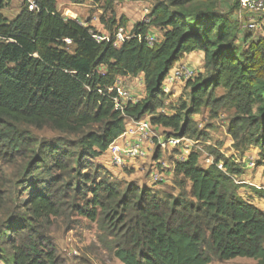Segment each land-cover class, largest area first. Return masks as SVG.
I'll return each instance as SVG.
<instances>
[{"label": "trees", "instance_id": "16d2710c", "mask_svg": "<svg viewBox=\"0 0 264 264\" xmlns=\"http://www.w3.org/2000/svg\"><path fill=\"white\" fill-rule=\"evenodd\" d=\"M104 1L113 7L124 0ZM11 2L0 0V160L10 164L29 158L30 188L0 224V260L65 264L49 233L52 218L68 224L84 218L96 224L99 243L123 264H209L236 258L264 264V211L241 195L248 184L237 179L245 168L234 158L211 150L223 169L217 164L204 168L198 152L175 161L180 187L191 186L189 196L169 199L131 183L122 188L112 170L97 162L125 132L127 117L149 116L157 128L201 139L193 115L203 108L212 118L232 110L228 131L234 147L258 148L264 162V34L242 30L237 18L199 7L196 0H153L150 21L136 22L131 36L115 47L116 28L127 27L125 16L99 18L110 38L98 41L100 32L91 18L87 25L65 19L58 0H35L33 11L23 1L10 20L2 10ZM150 26L164 32L153 47L146 41ZM194 51L204 53L205 63L204 72L186 82L191 106L160 113L167 97L165 78ZM140 75L145 96L115 109L117 79ZM218 89L224 92L216 95ZM27 127L48 128L64 137L38 140ZM3 174L0 167L1 185ZM249 188L264 199V189Z\"/></svg>", "mask_w": 264, "mask_h": 264}, {"label": "rangeland", "instance_id": "374dc122", "mask_svg": "<svg viewBox=\"0 0 264 264\" xmlns=\"http://www.w3.org/2000/svg\"><path fill=\"white\" fill-rule=\"evenodd\" d=\"M23 1L14 0L9 10L18 9L20 3L21 6L23 5ZM133 2L131 0L115 1L113 7H106L104 0H58L57 4L64 16L76 17L82 21L97 17L98 21L93 20L92 22L99 23V18L105 17L108 19L113 14L118 16L123 14L128 20L138 21L141 18L140 10H142L144 15H142L143 21L147 18L144 12L145 8H150L153 0H140L138 3ZM196 4L202 8L211 6L216 12L236 20V14L240 9L241 0H196ZM238 44L242 45L241 38ZM189 67L196 70L197 74H199L197 67ZM172 73L173 70L170 71V74ZM123 87V89H129L125 84ZM132 92L136 97L141 98L142 90ZM223 92V89H218L216 95H220ZM184 103L191 106V89L187 87L185 81L182 83L175 82L173 91L167 95L164 103L166 113L172 114L175 111L180 112ZM232 113V110H223L218 117L212 118L210 116V110L203 108L200 113L193 115L198 130L203 133V137L197 139L199 141L197 150L202 155L205 152L212 154L211 150L216 149L224 156L234 158L237 163H241L245 168V173L237 181L248 183L246 187L241 188V195L249 201L258 203V198L249 191V186H264V162L260 159V150L258 148L251 147L246 151H239L234 147V140L228 131ZM26 130L38 140L55 141L59 137H64L58 131L48 128L39 130L33 127H27ZM155 132L158 135L175 136L174 131L171 129L164 130L163 128H158ZM154 150L156 152V148ZM166 153L163 154L167 161L174 164V161L170 157L173 152L166 151ZM106 155L107 153L97 162L112 170L114 182L122 188L125 186V183H131L137 187L151 190L162 199H169V196H189L190 182H187L184 188L180 187V177L175 174L171 180L170 177H167V183L159 182L154 184L151 181L150 165L153 160L150 156L145 161H132L126 168H112L106 164ZM28 163L29 158H18L10 164H4L0 160V167L4 171L3 183L2 185L0 184V224L7 219L15 207L21 205L27 198V193L30 188L27 186L29 180V175H27ZM117 169L119 173H117ZM52 220L53 225L49 233L57 244L59 255L65 264H123L111 251L105 249L99 243V233L95 223L84 218H78L69 224L64 221V218H52ZM0 264L4 263L0 260ZM209 264H256V261L248 258H236L229 261L215 259Z\"/></svg>", "mask_w": 264, "mask_h": 264}, {"label": "built area", "instance_id": "2783aa9c", "mask_svg": "<svg viewBox=\"0 0 264 264\" xmlns=\"http://www.w3.org/2000/svg\"><path fill=\"white\" fill-rule=\"evenodd\" d=\"M27 1L29 10L33 11L36 9L35 0H24ZM151 8H145V14L147 16L143 22L148 23L150 18L148 17ZM77 19V18H76ZM81 24L87 25L86 21L77 19ZM98 21L97 17L91 18L92 21ZM237 21L242 30H249L264 34V0H241L240 9L237 13ZM93 26V25H92ZM131 36V30L126 26H118L114 33L115 47H120L122 43ZM110 38V34L107 36L102 33L96 34L95 39L101 41L103 39ZM147 44L150 47L156 45L159 40L156 36L146 35ZM67 44H71L70 39H65ZM173 73L168 74L165 78L162 89L169 95L173 91V85L175 82H187L197 76L196 70L190 68L185 64H176L172 69ZM123 77V78H121ZM125 76H120L115 84V87L119 90L118 96L113 98L115 109L124 110L125 106L129 103H137L140 98L132 94V89H123V79ZM136 84L145 86L143 77H133ZM160 113L166 114V108L159 109ZM155 127L149 118V116L141 119H133L127 117L125 132L116 139L106 151V164L109 167L114 168H126L132 161H145L148 156L153 160L150 172V179L154 184L159 182L167 183L168 178L165 176L166 166L159 160H154L153 151L154 148H160L164 151H171L178 155L180 161L186 160L191 152H198L197 147L199 141L197 139H191L185 136H164L158 135ZM157 145V146H156ZM156 146V147H155ZM199 153V152H198ZM200 163L204 168H208L213 164L223 169V163H215V158L210 153H204L200 155ZM239 183H244L237 181ZM264 189V186L259 187Z\"/></svg>", "mask_w": 264, "mask_h": 264}, {"label": "crops", "instance_id": "0c3cea01", "mask_svg": "<svg viewBox=\"0 0 264 264\" xmlns=\"http://www.w3.org/2000/svg\"><path fill=\"white\" fill-rule=\"evenodd\" d=\"M13 2H14V0H12V2L10 3V5H8L5 9H3L2 10V13L8 18V19H10V20H12V19H14L19 13H20V10H21V3H20V5H19V8L18 9H10L9 10V8H11V6L13 5ZM138 3V2H140V0L139 1H134L133 3ZM57 7H58V5H57ZM145 7V6H144ZM58 10L60 11V8L58 7ZM141 12V18H139V20L137 21V20H131V19H129L128 20V22H127V28L128 29H132L133 28V26H134V24L136 23V22H139V21H142V17L144 16L143 15V13H142V10H140ZM61 12V11H60ZM62 14V13H61ZM133 15H135V13H133ZM143 15V16H142ZM62 16L65 18V19H76V17H66V16H64L63 14H62ZM123 16V14L122 15H116V18L117 19H119V18H121ZM236 16H237V14H236ZM128 19V18H127ZM100 23V22H99ZM94 23V22H92V25L95 27V29L98 31V32H100V33H102L103 35H105V36H107L108 34H109V32H108V30H106L105 28H104V26H103V24L102 23ZM147 34H149V35H153V36H156L157 38H158V40H159V42H161L162 40H163V38H164V32L160 29V28H157V27H155V26H150V28H149V30H148V33ZM185 64V65H189V66H191V67H193V68H198V73H202V72H204V63H205V58H204V53L202 52V51H194V52H192V53H190V54H186L185 55V57H183L182 59H181V61H179L178 62V64ZM140 77H143V75H140ZM121 78H123V77H121ZM143 79H144V77H143ZM124 84H125V86H127L128 88H130V89H132L133 91H141L142 90V93H141V95H140V97L141 98H143L144 96H145V86H141V85H139V84H136V82H135V80H134V78L133 77H131V76H125V78L123 79V85L122 86H124ZM124 88V87H123ZM143 96V97H142ZM140 98V99H141ZM171 112H173V111H171ZM174 113V112H173ZM172 113V114H173ZM166 114H168V115H171L170 113H166ZM159 152V154H160V152H161V154H160V157H158V159L157 160H159V161H161L165 166H166V172H165V176L166 177H170V180L173 178V176H174V170H173V163H170V162H168L167 161V159H166V157H165V155L163 154V153H165V154H167L166 153V151H164V150H159L158 151ZM155 153V154H154ZM153 156H154V158H155V156H156V152H155V150L153 151ZM170 157L172 158V160L175 162V161H180V159H179V157H178V155L177 154H175V153H173V154H171L170 155ZM100 159L101 158H99L97 161H100ZM172 164V165H171ZM117 171H118V169H117ZM117 173H119V171L117 172ZM248 184V183H247ZM249 191H251V189L249 190ZM252 192V191H251ZM253 193V192H252ZM254 194V193H253ZM255 195V194H254ZM256 196V195H255ZM258 198V197H257ZM246 199V198H245ZM258 203H256V202H254V201H251V202H253L255 205H257L260 209H262L263 211H264V208H262V206H264V199H260V198H258ZM261 205V206H260Z\"/></svg>", "mask_w": 264, "mask_h": 264}]
</instances>
